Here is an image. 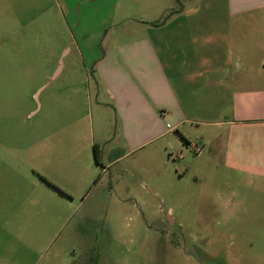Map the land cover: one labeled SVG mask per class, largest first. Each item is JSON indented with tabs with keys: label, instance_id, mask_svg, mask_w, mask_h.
<instances>
[{
	"label": "rangeland",
	"instance_id": "rangeland-1",
	"mask_svg": "<svg viewBox=\"0 0 264 264\" xmlns=\"http://www.w3.org/2000/svg\"><path fill=\"white\" fill-rule=\"evenodd\" d=\"M164 3L185 18L244 21L230 78L264 86V8L228 16L227 0ZM126 4L0 0V264H264V178L231 170L220 136L203 144L192 128L195 146L167 165L146 149L98 166L89 194L70 203L21 168L45 164L44 152L30 161L15 150L46 148L65 86L93 85L83 31Z\"/></svg>",
	"mask_w": 264,
	"mask_h": 264
},
{
	"label": "crops",
	"instance_id": "crops-1",
	"mask_svg": "<svg viewBox=\"0 0 264 264\" xmlns=\"http://www.w3.org/2000/svg\"><path fill=\"white\" fill-rule=\"evenodd\" d=\"M164 1L126 0L124 14L111 11L95 31H83L82 40L93 37L85 42L93 85L65 86L47 118L45 149L15 150L30 161L44 152V165L21 168L52 196L70 203L88 195L98 166L103 172L146 149L164 154L167 165L177 148L195 146L192 128L203 144L220 136L231 170L264 178V86L230 78L245 53V22L196 19L192 12L185 18ZM262 8L264 0H227L228 16Z\"/></svg>",
	"mask_w": 264,
	"mask_h": 264
},
{
	"label": "trees",
	"instance_id": "trees-1",
	"mask_svg": "<svg viewBox=\"0 0 264 264\" xmlns=\"http://www.w3.org/2000/svg\"><path fill=\"white\" fill-rule=\"evenodd\" d=\"M95 159L98 160V150L96 147H95Z\"/></svg>",
	"mask_w": 264,
	"mask_h": 264
}]
</instances>
